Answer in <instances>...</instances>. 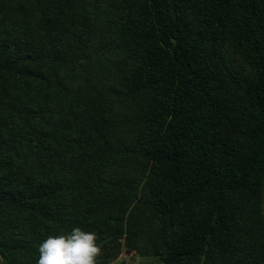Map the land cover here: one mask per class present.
Returning a JSON list of instances; mask_svg holds the SVG:
<instances>
[{
	"label": "trees",
	"instance_id": "1",
	"mask_svg": "<svg viewBox=\"0 0 264 264\" xmlns=\"http://www.w3.org/2000/svg\"><path fill=\"white\" fill-rule=\"evenodd\" d=\"M263 184L264 0H0V264H264Z\"/></svg>",
	"mask_w": 264,
	"mask_h": 264
},
{
	"label": "clouds",
	"instance_id": "2",
	"mask_svg": "<svg viewBox=\"0 0 264 264\" xmlns=\"http://www.w3.org/2000/svg\"><path fill=\"white\" fill-rule=\"evenodd\" d=\"M94 232L74 227L70 233L48 236L39 246L36 264H96L102 249Z\"/></svg>",
	"mask_w": 264,
	"mask_h": 264
},
{
	"label": "rangeland",
	"instance_id": "3",
	"mask_svg": "<svg viewBox=\"0 0 264 264\" xmlns=\"http://www.w3.org/2000/svg\"><path fill=\"white\" fill-rule=\"evenodd\" d=\"M261 209L264 211V184L262 188ZM108 264H159L158 259L142 258L138 256L135 249H128L124 246L118 257Z\"/></svg>",
	"mask_w": 264,
	"mask_h": 264
}]
</instances>
